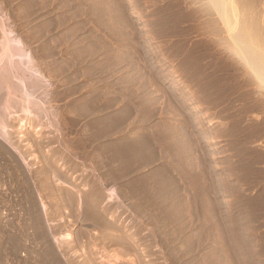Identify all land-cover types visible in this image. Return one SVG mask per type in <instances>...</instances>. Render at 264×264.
<instances>
[{"label":"rangeland","instance_id":"rangeland-1","mask_svg":"<svg viewBox=\"0 0 264 264\" xmlns=\"http://www.w3.org/2000/svg\"><path fill=\"white\" fill-rule=\"evenodd\" d=\"M225 12L208 0H0V28L41 85L29 114L12 95L11 140L0 137V264H38L22 240L34 226L18 163L63 264H264V93L242 76ZM46 165L58 194L41 188Z\"/></svg>","mask_w":264,"mask_h":264},{"label":"bare ground","instance_id":"bare-ground-1","mask_svg":"<svg viewBox=\"0 0 264 264\" xmlns=\"http://www.w3.org/2000/svg\"><path fill=\"white\" fill-rule=\"evenodd\" d=\"M209 3L211 4V6L216 9L217 12L221 13L222 17L226 20V22L229 20V17L225 16L223 14V12H230L234 14L235 16H237V20L234 18H232L233 20H235V29L236 32L234 33L235 35H231L232 36V40L233 43H235V45L237 46V52H239L237 55L239 57V61L241 63L240 66H242V70L244 72V76L245 74L249 75L250 80H248L249 82H251V85H255L259 88V90L261 89L264 93V11H262L263 13H261L258 9H260L258 7V5H261L259 1V4L257 5L258 0H238V6L237 9L235 10L233 8L232 2H234V0H208ZM264 2V0H263ZM235 6V7H236ZM264 6V5H263ZM264 10V9H263ZM215 11V10H214ZM236 11V13H235ZM225 12V13H226ZM230 16V13H228ZM232 16V15H231ZM3 23V22H2ZM233 23V22H232ZM210 25V24H209ZM1 26V23H0ZM3 26V25H2ZM4 27V26H3ZM2 28V27H1ZM0 28V30H1ZM3 29V28H2ZM227 29V28H226ZM1 32H3L1 30ZM219 33V32H218ZM2 34V33H1ZM10 34L6 32H3L2 35V50L0 52V137L1 139L4 141H8L11 140L10 138V133L7 132V130L5 131L6 127L10 126V121L9 118L7 119L6 116H8V114H10V110H15V108H17V102H15L13 100V96L12 95H16L18 93H21L20 95L24 97V103L25 104V109L22 108V112H25L29 114L30 112V108L35 107L34 104L31 103V93L28 92L31 90H38L40 88V83L39 81H37L36 79H32L30 75H28V71L31 69L29 65V61L28 63H24L25 70L20 67V65H22V60L23 58H26V54H24L22 51V49H20L19 47V42L15 40V42L12 40V38L10 39ZM226 39V38H225ZM1 40V39H0ZM227 40V39H226ZM12 41L14 42V45L12 43ZM0 42V43H1ZM21 44V43H20ZM234 45V46H235ZM0 46V47H1ZM235 46V47H236ZM230 51V50H229ZM236 55V54H234ZM13 57H17L19 63L16 64V66L12 65V58ZM31 59V58H30ZM6 63V64H5ZM15 63V62H14ZM239 63V64H240ZM23 64V65H24ZM238 64V63H237ZM238 64V65H239ZM27 72V76L24 77L25 73ZM33 72V71H32ZM240 73V72H239ZM243 74V73H240ZM35 76V75H34ZM241 76V77H242ZM248 77V76H247ZM248 77V78H249ZM18 79L19 82H24V87L21 86L22 90L20 88H18L16 85H14L11 82V79ZM13 81V80H12ZM244 81V80H243ZM247 82V81H246ZM244 82V83H246ZM243 83V84H244ZM23 84V83H22ZM18 85V84H17ZM20 86V85H19ZM245 86H247V83L245 84ZM254 86V87H255ZM256 87V88H257ZM243 88V87H242ZM20 89V90H19ZM246 89V88H244ZM252 89V88H251ZM43 90V89H42ZM256 90V89H255ZM3 92H5V94L3 95ZM244 92V91H242ZM259 96V95H258ZM43 97V95H42ZM255 99V98H254ZM21 100V99H20ZM19 100V101H20ZM241 101V100H240ZM264 101V100H263ZM19 103V102H18ZM246 105V104H245ZM258 105V104H257ZM261 105V104H260ZM249 107V106H248ZM255 107V106H254ZM36 108V107H35ZM18 109V108H17ZM257 109V108H256ZM264 109V108H263ZM12 110V112H13ZM21 112V113H22ZM7 113V114H6ZM27 114V115H28ZM43 114H45V112H43ZM11 116V115H9ZM14 117V116H13ZM11 118V117H10ZM104 120V119H103ZM107 120V119H106ZM263 120V119H262ZM105 122V121H104ZM100 124V123H99ZM106 124V123H105ZM2 126V127H1ZM260 126V125H259ZM258 127V126H257ZM107 128V127H106ZM256 130V129H255ZM264 131V130H263ZM264 133V132H263ZM95 137V136H94ZM4 141V142H5ZM10 142V141H9ZM34 143V142H33ZM12 145V144H10ZM30 146V145H29ZM147 147V146H146ZM6 148V147H5ZM4 148V146L2 145V143L0 144V154H1V158L3 159L4 156H6L8 154L7 150ZM14 150L16 151V149L14 148ZM144 151V150H143ZM41 153V152H40ZM21 154V153H20ZM28 154V153H27ZM174 154V153H173ZM32 155V154H31ZM12 156V155H10ZM94 156V155H93ZM44 157V156H43ZM5 158V157H4ZM13 158V157H11ZM21 158V157H20ZM38 158V157H37ZM9 159V158H8ZM55 159V158H54ZM1 160V159H0ZM4 160V159H3ZM6 160V159H5ZM26 160V159H25ZM2 161V160H1ZM12 161V159L10 160ZM16 164L17 161L14 160ZM45 161V160H44ZM6 163V161H5ZM9 164V163H8ZM13 164V165H14ZM20 163H18L17 169L19 172V177H18V181H19V188L21 187V192L22 196L24 197L23 199L26 201V204H28V211H29V218L30 221L33 224L32 227L34 226V233L33 236H28L27 233H24L25 235H23L22 240L23 243L26 242L27 244H25L27 246V252L30 254H35L36 255V259L38 260V264H63L59 258V256L57 255L54 246H52V244L49 242V234L48 231L45 229L43 223L44 220L46 219L45 217L47 216L45 213H43L42 210H44V206L43 208L39 209V205H37L36 201H35V188H33V185H35V181H34V174H32L31 170L32 168H29V170H25L21 167V165H19ZM44 164V163H43ZM118 164V163H117ZM4 165V163H3ZM2 165V166H3ZM49 165V164H47ZM46 165V166H47ZM42 166V165H41ZM45 166V165H44ZM8 166L4 167L7 169ZM26 167V166H25ZM28 167V166H27ZM26 167V169H27ZM3 168V169H4ZM38 168V167H37ZM53 168V167H52ZM51 168V169H52ZM5 169V170H6ZM8 170V169H7ZM54 170V169H53ZM9 171V170H8ZM7 171V172H8ZM50 168L49 166L45 167L43 170L39 171V174L41 177V181H40V185L42 186L41 188H43L44 190L47 188L49 190V192L51 193H57L56 190L54 189V187H52L51 185V181H49V177L48 174H52L53 177L58 180L61 177L56 173H54L52 171V173H50ZM6 172V171H5ZM6 172V173H7ZM13 173V172H12ZM121 173V172H120ZM10 174V173H9ZM36 177H37V173ZM38 174V175H39ZM128 174V173H127ZM17 175V174H16ZM61 175V174H60ZM11 178V177H10ZM53 179V178H52ZM51 180V179H50ZM1 181V180H0ZM38 182V181H37ZM54 182V181H53ZM56 183V182H55ZM18 184V183H17ZM151 184V183H150ZM132 185V184H131ZM165 186V185H164ZM40 187V186H39ZM168 187V186H167ZM156 188V187H155ZM20 190V189H19ZM39 191V190H38ZM59 192V191H58ZM164 193V192H163ZM50 194V193H49ZM58 194V193H57ZM60 194V193H59ZM16 195V194H15ZM72 195V194H70ZM152 195V194H151ZM21 196V195H20ZM47 196V195H46ZM50 196V195H49ZM58 196V195H57ZM61 196V195H59ZM73 196V195H72ZM68 197V201L66 203V205H69L72 207V205L75 203L74 202V197ZM77 196V195H76ZM20 198V197H19ZM22 199V198H20ZM60 199H63L62 197ZM66 202V197L64 198ZM88 199V198H87ZM22 200V201H24ZM78 200V199H77ZM85 200V199H84ZM96 200V199H95ZM21 201V200H20ZM42 201V200H41ZM50 201V200H49ZM62 201V200H60ZM77 202V201H76ZM22 203V202H21ZM62 203V202H61ZM93 203V202H92ZM78 204V203H77ZM167 204V203H166ZM20 205V204H19ZM23 205V204H22ZM55 205V204H54ZM75 205V204H74ZM87 205V204H86ZM134 205V204H133ZM78 206V205H77ZM56 208V207H54ZM68 208V207H67ZM168 208V207H167ZM25 209V208H24ZM52 209V208H51ZM73 209V207H72ZM93 209V208H92ZM72 213V212H71ZM92 213V212H91ZM95 214V213H94ZM46 215V216H45ZM52 215V214H51ZM92 215V214H91ZM100 215V214H99ZM98 215V216H99ZM172 215V214H171ZM170 215V216H171ZM49 216V215H48ZM97 216V217H98ZM50 217V216H49ZM91 217V216H90ZM101 217V216H100ZM89 218V217H88ZM103 218V216H102ZM121 218V217H120ZM164 218V217H163ZM96 219V218H95ZM98 219V218H97ZM168 219V218H167ZM171 219V218H170ZM51 220V219H50ZM78 221V220H77ZM93 221V220H92ZM96 222V221H94ZM105 223V222H103ZM45 224V223H44ZM95 224V223H94ZM98 224V223H97ZM96 224V226H97ZM106 224V223H105ZM108 224V223H107ZM28 225V224H27ZM103 225V224H100ZM110 225V224H109ZM112 226V225H111ZM30 227V226H29ZM49 227V226H48ZM56 227V226H55ZM98 227V226H97ZM100 227V226H99ZM107 227V225H106ZM110 227V226H109ZM114 227V226H113ZM27 228V227H26ZM31 228V227H30ZM60 227H56L54 229V231L50 230L49 232L52 234L57 233ZM101 228V227H100ZM49 229V228H48ZM103 229V228H102ZM113 229V228H112ZM93 230V229H92ZM116 231V230H115ZM32 233V232H31ZM104 233V232H103ZM108 233V232H107ZM22 234V233H21ZM51 236V235H50ZM65 236V235H64ZM83 236V235H82ZM15 237V236H14ZM66 237H70V235H66ZM71 238V237H70ZM77 239V238H76ZM79 239V238H78ZM21 240V241H22ZM64 240V239H63ZM91 240V239H90ZM102 240V239H101ZM17 241V240H16ZM16 241L13 242V249L15 248V250H17L19 248V245L17 247L16 245ZM72 242V241H71ZM20 243V242H18ZM102 243V242H101ZM116 243V242H115ZM23 245V244H22ZM24 245V246H25ZM67 245V243H66ZM64 243L63 244H58V249H60L61 247H65L68 249L69 246H66ZM21 246V244H20ZM23 248V247H22ZM64 248V249H65ZM64 249L62 251H64ZM66 250V249H65ZM73 250V249H72ZM130 250V249H129ZM60 251V252H62ZM94 252V251H93ZM122 252V251H121ZM26 253V252H25ZM63 254L66 255L65 251L63 252ZM74 255V254H73ZM76 255V254H75ZM88 256V255H87ZM111 256V255H110ZM35 257V256H33ZM108 258V257H107ZM114 258V257H113ZM73 259V258H72ZM91 260V259H90ZM68 261V260H67ZM70 262V261H69ZM93 262V261H92ZM72 263V262H71ZM70 263V264H71ZM75 263V262H74ZM73 263V264H74ZM69 264V263H68ZM77 264V263H76ZM86 264V263H85Z\"/></svg>","mask_w":264,"mask_h":264}]
</instances>
